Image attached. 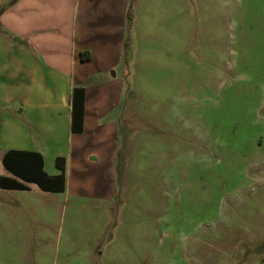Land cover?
<instances>
[{
  "label": "rangeland",
  "instance_id": "rangeland-1",
  "mask_svg": "<svg viewBox=\"0 0 264 264\" xmlns=\"http://www.w3.org/2000/svg\"><path fill=\"white\" fill-rule=\"evenodd\" d=\"M124 1L111 2L123 33L111 76L126 71L100 143L115 177L0 188V264H264V0ZM3 60L1 89L26 94L24 69L11 78ZM52 88L38 95L56 108ZM29 115L0 114V176L3 154L29 144Z\"/></svg>",
  "mask_w": 264,
  "mask_h": 264
},
{
  "label": "crops",
  "instance_id": "crops-1",
  "mask_svg": "<svg viewBox=\"0 0 264 264\" xmlns=\"http://www.w3.org/2000/svg\"><path fill=\"white\" fill-rule=\"evenodd\" d=\"M112 1L0 0V65L5 64L3 58L11 61L14 69L10 66V77L20 75L23 68L25 78L31 83L24 95L14 93L18 89L6 86L4 89L10 93L7 95L1 86L0 114L11 108H18L21 114H30L26 122H22L24 129L28 130L29 126L32 130L29 144L26 149L17 151L40 154L44 173L50 178H64V192L46 193H66L69 181L78 175L100 180L115 177V173L103 163L108 152L100 144L107 141L108 134L111 136L113 124L107 121V114L111 117L113 111V86L121 84L120 79L126 71L120 79L111 76L115 65L112 55L114 37H119L118 47L123 39L120 25L116 23L121 19L112 13ZM115 1L123 3V0ZM83 52L89 53V60L82 61ZM91 78L95 80L90 81ZM60 83L63 95L60 105L54 108L49 99L45 101L46 98L38 93L41 89L48 90L49 86L55 90ZM32 92L36 96H32ZM116 99L118 104L121 99ZM49 108L56 111H53L56 115L54 120L38 121L35 118V115L42 116L43 113L50 116ZM74 113L77 116L75 128H80V117L83 119L79 133L73 130ZM60 129L67 134L66 144L64 142L62 148L46 152L52 147L48 138ZM41 132L42 142L35 145L33 133L39 135ZM57 159H62L59 165L63 170L58 168ZM101 167H104L103 172H100ZM0 177H11L29 189L37 187L41 190L38 185L26 183L7 170Z\"/></svg>",
  "mask_w": 264,
  "mask_h": 264
},
{
  "label": "trees",
  "instance_id": "trees-1",
  "mask_svg": "<svg viewBox=\"0 0 264 264\" xmlns=\"http://www.w3.org/2000/svg\"><path fill=\"white\" fill-rule=\"evenodd\" d=\"M82 61L90 59L89 53L81 54ZM77 116L74 113L73 130L74 132L82 131V116L80 117V128H75ZM62 159H57L58 168L63 170L59 165ZM4 168L16 178L26 183L36 184L45 192L62 193L64 192V178H50L43 171V158L38 153L10 150L6 152L2 158ZM0 188L10 191H29L30 189L23 183L18 182L11 177H0Z\"/></svg>",
  "mask_w": 264,
  "mask_h": 264
}]
</instances>
